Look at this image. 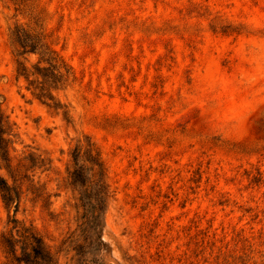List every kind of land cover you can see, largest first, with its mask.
<instances>
[{
	"label": "rangeland",
	"instance_id": "1",
	"mask_svg": "<svg viewBox=\"0 0 264 264\" xmlns=\"http://www.w3.org/2000/svg\"><path fill=\"white\" fill-rule=\"evenodd\" d=\"M23 2L46 17L75 71L59 93L73 123L16 79L10 28L28 18L9 0H0L2 109L16 153L32 146L52 157L49 193L63 184L75 138L99 147L115 194L111 252L98 264H264V0ZM70 196H52L50 209L25 200L18 218L55 250L75 224L49 212ZM9 228L0 196V240Z\"/></svg>",
	"mask_w": 264,
	"mask_h": 264
},
{
	"label": "trees",
	"instance_id": "2",
	"mask_svg": "<svg viewBox=\"0 0 264 264\" xmlns=\"http://www.w3.org/2000/svg\"><path fill=\"white\" fill-rule=\"evenodd\" d=\"M17 14L26 16L28 23H16L10 28V41L15 62V76L23 79L27 91L40 103L60 114L68 124L73 123L69 105L59 95L76 82L74 69L59 53L58 39L52 38L46 27V17L31 7L29 12L23 0H9ZM32 1V0H29ZM223 33L228 30L223 29ZM17 133L9 117L2 109L0 99V196L8 212L10 228L1 235L0 245L7 264H98L95 256L105 258L111 252L104 239L105 214L114 190L107 181V170L97 144L88 135L78 136L68 152L63 184L56 192L49 193L43 176L54 171L50 154L40 148L27 146L16 153ZM70 192L64 202L63 212L49 215L56 223L64 214H73L75 228L68 231L58 247L51 244L32 223L18 218L25 200L34 205L42 202L51 208V197ZM94 252L84 259L83 244Z\"/></svg>",
	"mask_w": 264,
	"mask_h": 264
}]
</instances>
